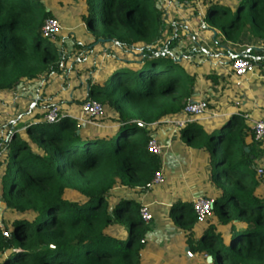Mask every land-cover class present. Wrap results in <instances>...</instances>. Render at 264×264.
<instances>
[{"label":"trees","instance_id":"16d2710c","mask_svg":"<svg viewBox=\"0 0 264 264\" xmlns=\"http://www.w3.org/2000/svg\"><path fill=\"white\" fill-rule=\"evenodd\" d=\"M175 1L192 9L188 20L160 0H0V93L39 84L25 108L0 110V264H264V142L244 117L252 100L233 74L237 55L223 48L246 31L264 49V0ZM49 19L61 27L53 39L41 32ZM73 27L83 33H72L68 53L60 35ZM191 27L198 48L176 55ZM198 38L224 52H206ZM262 57L237 58L258 69ZM211 85L218 103L184 114ZM82 86L83 98L67 102ZM88 101L100 117H81ZM51 106L55 123L44 119ZM170 120L184 122L176 139L211 164L218 195L203 222L191 198L152 207L142 198L163 174L148 143ZM157 216L178 230L167 243L155 242Z\"/></svg>","mask_w":264,"mask_h":264},{"label":"crops","instance_id":"0c3cea01","mask_svg":"<svg viewBox=\"0 0 264 264\" xmlns=\"http://www.w3.org/2000/svg\"><path fill=\"white\" fill-rule=\"evenodd\" d=\"M77 28V27H76ZM75 27L68 28V31L70 34L65 32L64 34H61L60 37L64 39V43L68 45L67 52L70 53L73 49V44L71 43V38L73 37V32H75ZM198 35V33H197ZM198 37V36H196ZM199 46L203 48L206 52H210L213 55L217 57V55L222 54L224 52V49H220L217 47V45L211 41H202L198 38ZM69 43V44H68ZM201 43H206L202 44ZM206 45V46H205ZM223 48H226L228 51H233L236 55H240L244 52H247L249 50H254L258 52H264V49H262V46L259 45L258 39L253 38L250 36L246 31L242 34L239 42L237 44H225L223 45ZM229 59H232V57ZM261 60H264V57L261 58ZM229 70L227 69V72ZM37 85L33 86H20L13 91L9 92L6 91L4 93H0V105H7L6 109L10 110L12 107L14 110H21L22 108H25L28 104L27 98H32L37 90ZM241 88H243L246 92H248L249 97L252 100V105L248 107L247 113L250 114V116L254 117V121L258 120H264V68H254V71L252 74H248L243 80L241 84ZM34 88L36 90H34ZM66 87H64L65 89ZM51 91V88L48 89ZM85 87L82 86V89L80 93L76 96H70V99H67L66 101L69 103H72L74 99H82L83 94L85 93ZM218 88L215 86H209V88H206V91L198 92L197 94V101L201 100H211V102L218 103ZM48 93V92H45ZM32 96V97H31ZM62 99L65 98V96H60ZM73 98V99H71ZM219 106H215V111L217 112ZM222 106L219 107L221 109ZM2 110V109H0ZM12 110V109H11ZM209 112V111H208ZM209 112L212 117H216L217 114ZM251 119V118H250ZM253 121H251L252 123ZM156 140L160 144H164L166 146V149L163 154V176L165 181L167 182V178H174L175 181L179 182L180 185H186V186H193L195 187L193 191L194 197L191 199H195L196 197L205 196L213 198L217 194V190L215 189L214 185L211 183V164L207 158H205L201 154L200 149H195L191 147H186L184 144L179 142L176 138V132L174 131L172 126L164 125L162 127H157V133H156ZM262 142H264V139H262ZM262 150H264V146H262ZM195 166L193 172L191 170L192 167ZM186 168V170H184ZM194 182L192 181L191 178ZM190 178V180H189ZM189 180V181H188ZM164 181V182H165ZM164 184V183H163ZM152 192V191H151ZM150 192V193H151ZM147 193L142 196L143 200L146 201V203L149 205V207H152V205H156L157 203L154 201H151L149 197V194ZM181 198V197H176ZM173 198H171L172 200ZM164 206H167L166 204Z\"/></svg>","mask_w":264,"mask_h":264},{"label":"built area","instance_id":"2783aa9c","mask_svg":"<svg viewBox=\"0 0 264 264\" xmlns=\"http://www.w3.org/2000/svg\"><path fill=\"white\" fill-rule=\"evenodd\" d=\"M61 27L57 20L55 19H49L47 20L42 29V36L46 39H53L54 36L60 31ZM232 71L235 77L239 79L245 78L248 74H252L254 71L253 65L242 59V58H236L232 62ZM239 85V83H237ZM207 103L205 100L192 102L188 101L184 107V114L193 116V117H199L204 115L206 112ZM103 114V108L100 104L96 102H85L81 107V117L85 118L87 120L95 119L100 117ZM244 117L246 119H250V114H245ZM44 119L48 123H55L57 120L60 119L59 110L56 106H51L47 113L44 116ZM184 122L182 120L180 121H173L172 127L175 130H180L183 128ZM251 127L254 134V140L255 141H262L264 139V120H258L253 121L251 123ZM148 152L156 155V156H163L165 147L161 145L156 139H152L149 141L147 146ZM256 175L260 178H262V185H264V167H257L256 168ZM164 177L163 174L156 173L154 175V178L152 180V187L159 186L163 184ZM214 199L210 197L200 196L193 199V210L197 216L198 222H203L207 217L210 216L213 206H214ZM141 218L144 222L148 223L151 220V214L149 212V209L144 206L140 210ZM0 231L2 232L4 237H7L8 234L6 230L4 229L3 225L0 223Z\"/></svg>","mask_w":264,"mask_h":264},{"label":"rangeland","instance_id":"374dc122","mask_svg":"<svg viewBox=\"0 0 264 264\" xmlns=\"http://www.w3.org/2000/svg\"><path fill=\"white\" fill-rule=\"evenodd\" d=\"M167 5L171 8V10H169V12H168L171 15V17H176L179 20L180 19L188 20L190 14L192 12V9L190 7H188V5L179 6L175 0H160V6L162 7L163 10H166ZM198 7L200 8L199 5H198ZM246 11L248 12V9H246ZM67 15L71 16V13H69ZM70 22H71V19H70ZM74 33H76L78 36L81 35V33H83V28H76ZM196 36H198L197 35V27H191L190 32H189L186 40L179 46V48L177 50H175L176 55H179L180 53H182L181 50L183 48H189L190 50H192V49L196 50L198 48V46H196V41H195V39L197 38ZM202 44H206V43H201V45ZM110 50H111L110 48H107L103 51V53L106 54V52L110 51ZM106 57H107V54H106ZM34 90H36V89L34 88ZM6 107H7V105H5V106L0 105V109H2V110H7ZM172 122L173 121L170 120L169 122H167V125L172 126ZM174 131L177 133V131H179V130L174 129ZM161 145H163L166 149V146L164 144H161ZM191 148H195V147H191ZM190 167H192L191 170L193 172H195V170H194L195 166L194 167L190 166ZM186 169H188V168L185 167L184 170H186ZM174 178H171V177L169 178V176H168L167 182L164 179V181H165V182L163 181L164 184L156 186L152 190L151 193L149 192L150 194H149L148 198H150L151 201H154L157 204H160L161 202H168L171 198H176L178 196L181 198H188V199L194 197L193 191H194L195 187L186 186V185L185 186L184 185L179 186V182L175 181L176 178L175 179ZM190 178H189V180H190ZM191 180L192 181H189V184H190V182H194L192 178H191ZM215 189L217 190L216 195H218V189L216 187H215ZM158 208H160V207H157V209ZM3 209H4V206L0 203V223H1L2 215H3ZM163 223H164L163 219L160 216H157L156 225L161 228V230L158 233H156V235L154 236L155 242L157 244L169 242V240H171L178 233V230L175 229L174 227H172L171 224L167 223V225H163ZM186 250L188 251L187 248H186Z\"/></svg>","mask_w":264,"mask_h":264},{"label":"water","instance_id":"95a60500","mask_svg":"<svg viewBox=\"0 0 264 264\" xmlns=\"http://www.w3.org/2000/svg\"><path fill=\"white\" fill-rule=\"evenodd\" d=\"M239 55H237V56H235L236 58L238 57ZM33 105H34V103H33ZM247 151V150H246ZM209 261H210V259H209Z\"/></svg>","mask_w":264,"mask_h":264}]
</instances>
